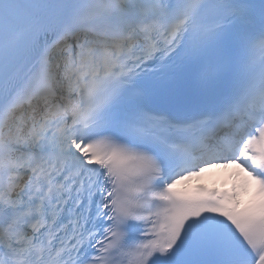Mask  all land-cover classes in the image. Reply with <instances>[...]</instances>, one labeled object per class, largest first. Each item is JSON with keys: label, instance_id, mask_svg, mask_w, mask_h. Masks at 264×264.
I'll return each instance as SVG.
<instances>
[{"label": "snow or ice", "instance_id": "obj_1", "mask_svg": "<svg viewBox=\"0 0 264 264\" xmlns=\"http://www.w3.org/2000/svg\"><path fill=\"white\" fill-rule=\"evenodd\" d=\"M0 264H264V0H0Z\"/></svg>", "mask_w": 264, "mask_h": 264}]
</instances>
